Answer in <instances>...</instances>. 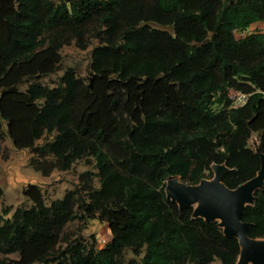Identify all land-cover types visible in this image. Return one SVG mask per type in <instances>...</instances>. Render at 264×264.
Returning a JSON list of instances; mask_svg holds the SVG:
<instances>
[{
    "label": "trees",
    "instance_id": "1",
    "mask_svg": "<svg viewBox=\"0 0 264 264\" xmlns=\"http://www.w3.org/2000/svg\"><path fill=\"white\" fill-rule=\"evenodd\" d=\"M264 0H0V140L30 149L47 176L92 158L97 173L46 205L0 215V264H235L240 247L216 222L193 218L165 195L166 180L195 185L225 164L230 189L253 178L264 153ZM166 28H170L168 30ZM92 39L90 73L67 69L54 87L26 80L57 72L60 49ZM233 90L246 96L235 103ZM46 134L51 141L36 146ZM93 177L98 178L95 188ZM3 190L0 187V198ZM242 220L264 238V186ZM87 216L108 224L103 248L75 244L52 259L65 226Z\"/></svg>",
    "mask_w": 264,
    "mask_h": 264
},
{
    "label": "rangeland",
    "instance_id": "2",
    "mask_svg": "<svg viewBox=\"0 0 264 264\" xmlns=\"http://www.w3.org/2000/svg\"><path fill=\"white\" fill-rule=\"evenodd\" d=\"M171 30L170 28H166ZM264 32V21L255 23L245 30L237 29L234 31L237 39L243 38L248 34ZM99 45L98 40L92 39L85 50L76 47L74 41L60 49L62 56L61 64L56 73L36 77L32 80H26L19 85V90L25 91L31 83L40 84L47 87H54L59 83L67 69H73L80 78H87L90 73L91 53L93 48ZM229 95L235 103H239V92L230 90ZM54 134H46L43 138L36 141V146H42L45 142L51 141ZM257 134H253L248 145L254 149V142L258 141ZM33 153L30 149L16 150L9 137L3 135L0 140V187L3 190V196L0 198V215L2 210L7 208L9 213L5 216L10 218L15 209L21 207L29 209L33 202L24 195V190L28 185H37L43 195L46 205L53 200L60 199L64 194L73 190L79 184V176L85 171L97 173L95 162L92 158L78 160L69 170H52L47 176L33 169L30 160ZM212 176H213V171ZM95 188H99L98 178L93 177ZM111 240V232L108 224L99 219H91L83 216L72 222H69L61 236L57 249L52 259L61 257L62 252L75 244H81L86 247L103 248ZM143 254L136 257L130 250L124 253V262L131 259H139ZM16 253L4 254L0 252V258L4 260L17 259ZM178 264H187L184 258H180Z\"/></svg>",
    "mask_w": 264,
    "mask_h": 264
},
{
    "label": "water",
    "instance_id": "3",
    "mask_svg": "<svg viewBox=\"0 0 264 264\" xmlns=\"http://www.w3.org/2000/svg\"><path fill=\"white\" fill-rule=\"evenodd\" d=\"M254 149L259 154L260 168L253 178L234 189L222 181L229 170L225 164H213V177L203 178L198 184L191 185L174 176L165 184L166 198L174 201L179 210L192 207L193 218L216 222L227 238L237 239L240 251L235 264H264V238H251V223L242 220L246 207L256 201L255 193L264 186V153L260 152L258 141L254 142Z\"/></svg>",
    "mask_w": 264,
    "mask_h": 264
},
{
    "label": "built area",
    "instance_id": "4",
    "mask_svg": "<svg viewBox=\"0 0 264 264\" xmlns=\"http://www.w3.org/2000/svg\"><path fill=\"white\" fill-rule=\"evenodd\" d=\"M245 98H246L245 95L239 93V95H238L239 102H243L245 100Z\"/></svg>",
    "mask_w": 264,
    "mask_h": 264
}]
</instances>
